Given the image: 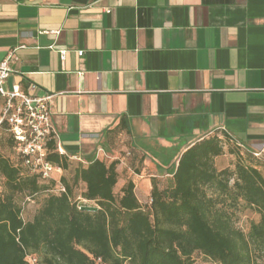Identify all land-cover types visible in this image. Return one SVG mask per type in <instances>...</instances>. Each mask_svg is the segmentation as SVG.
I'll list each match as a JSON object with an SVG mask.
<instances>
[{"label": "crops", "instance_id": "0c3cea01", "mask_svg": "<svg viewBox=\"0 0 264 264\" xmlns=\"http://www.w3.org/2000/svg\"><path fill=\"white\" fill-rule=\"evenodd\" d=\"M10 51L7 87L52 96L71 162L57 181L118 160L141 200L214 133L264 147V0H0V61Z\"/></svg>", "mask_w": 264, "mask_h": 264}, {"label": "trees", "instance_id": "16d2710c", "mask_svg": "<svg viewBox=\"0 0 264 264\" xmlns=\"http://www.w3.org/2000/svg\"><path fill=\"white\" fill-rule=\"evenodd\" d=\"M0 129L8 132L12 152L0 150V264H30L27 252L45 264H196L197 251L217 264L264 262V157L229 134L214 133L188 147L166 186L152 179L151 205L144 206L132 179L117 194L118 160L80 163L71 179L60 178L65 191L49 193L57 179L47 182L24 167L8 125ZM226 154L235 156L234 166L218 168L216 160ZM47 159L63 169L71 164L54 138ZM80 184L79 197L97 208L79 203ZM42 193V204L26 220L25 198ZM241 204L260 214L248 232L235 226L229 211Z\"/></svg>", "mask_w": 264, "mask_h": 264}, {"label": "built area", "instance_id": "2783aa9c", "mask_svg": "<svg viewBox=\"0 0 264 264\" xmlns=\"http://www.w3.org/2000/svg\"><path fill=\"white\" fill-rule=\"evenodd\" d=\"M47 32L57 37L60 30L52 29ZM52 47L56 48V45ZM57 50L64 60L68 50ZM83 52L78 51L80 55ZM15 58L14 51H10L7 57L0 61V127L6 123L13 133L16 155L21 158L23 166L48 181L55 178L54 173L62 172V167L47 159L48 143L56 137L49 105L52 96H34L25 92L19 85H14L11 89L7 87V80L13 71L10 63ZM32 88H36V85H32ZM252 153L256 157H264V147L253 150ZM57 183V193L65 191L60 179ZM26 259L30 264H45L36 253L27 252Z\"/></svg>", "mask_w": 264, "mask_h": 264}, {"label": "rangeland", "instance_id": "374dc122", "mask_svg": "<svg viewBox=\"0 0 264 264\" xmlns=\"http://www.w3.org/2000/svg\"><path fill=\"white\" fill-rule=\"evenodd\" d=\"M8 137H9L8 132L0 129V150L2 151L3 154L7 156L12 155L11 147L9 146V142H8ZM235 162H236V158L234 155H231V154H226L216 160L218 168L225 167L229 164L231 166H234ZM168 178L169 177L162 179V181L164 182L160 183V187H164L167 185L166 180ZM57 184L58 183L52 186L51 190H49V193L58 192L56 188ZM4 188H5L4 178L0 174V191L4 190ZM84 189H85V185L80 184L75 190L79 203H84L85 205H89V206H97L95 201H90V200H86V199L79 197V195ZM118 191H119V186L116 187V192ZM47 193H42V194L36 195L35 197H30L29 199L27 197L25 198V202L23 204L24 205L23 217L26 220H28L34 215V213L37 211V208L42 204L44 197ZM117 194H119V192ZM151 200L152 198H151V191H150L148 192L146 196L141 197L140 201L142 202L144 206H149L151 205ZM229 211L232 214V218L235 223V226L243 230L244 232H248L252 222L258 221L260 219V214L256 210L252 208L244 207V205L242 204L239 205L238 208L229 209ZM193 257L195 258L196 264H217L215 261L206 257L203 253L199 251L195 252ZM259 261L262 264H264V262L261 259Z\"/></svg>", "mask_w": 264, "mask_h": 264}, {"label": "water", "instance_id": "95a60500", "mask_svg": "<svg viewBox=\"0 0 264 264\" xmlns=\"http://www.w3.org/2000/svg\"><path fill=\"white\" fill-rule=\"evenodd\" d=\"M83 208H86V209H95L97 207H95V206H89V205H84Z\"/></svg>", "mask_w": 264, "mask_h": 264}]
</instances>
